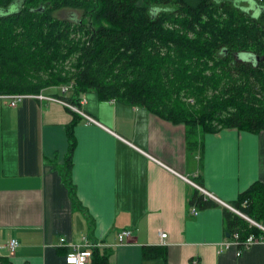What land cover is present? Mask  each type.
<instances>
[{"label": "crops", "instance_id": "1", "mask_svg": "<svg viewBox=\"0 0 264 264\" xmlns=\"http://www.w3.org/2000/svg\"><path fill=\"white\" fill-rule=\"evenodd\" d=\"M42 93L59 95L54 87ZM78 95L97 122L78 117L72 128L69 181L78 206L63 180L73 113L33 98L14 106L0 99V246L17 240L13 251L1 249L12 264H72L59 239L81 236L100 241L107 264H161L143 259L144 247L163 248L166 264H264V240L239 254L234 244L219 251L223 205L190 213L193 187L146 155L229 204L252 182L264 184V129L204 133L188 150L182 124L93 91ZM122 230L129 235L119 240Z\"/></svg>", "mask_w": 264, "mask_h": 264}, {"label": "trees", "instance_id": "2", "mask_svg": "<svg viewBox=\"0 0 264 264\" xmlns=\"http://www.w3.org/2000/svg\"><path fill=\"white\" fill-rule=\"evenodd\" d=\"M247 1L254 13L233 0H0V7L15 6L0 15V94L71 82L66 98L72 102L93 91L182 124L188 150L220 129L258 133L264 129V0ZM62 10L79 15L54 16ZM77 121L73 114L66 126L63 170L76 206L69 169ZM188 204L219 205L194 188ZM229 204L261 224L264 184L252 182ZM222 221L227 238L237 234V248L249 235L264 238L224 206ZM89 257L91 264H107V253L92 249ZM142 258L166 264L163 248L144 247ZM0 264L12 263L0 253Z\"/></svg>", "mask_w": 264, "mask_h": 264}, {"label": "built area", "instance_id": "3", "mask_svg": "<svg viewBox=\"0 0 264 264\" xmlns=\"http://www.w3.org/2000/svg\"><path fill=\"white\" fill-rule=\"evenodd\" d=\"M70 87H71V82L54 86V88H56L59 91V95H54V96L45 95L42 93V90H39L37 93H2L0 94V99L5 101L8 106H14L17 102L21 101L24 98H33L39 102L47 101V102L57 103L63 106L69 112L77 115L80 119L84 120L85 122L97 124V122L93 118H91L82 110L80 106L81 104L84 103V97L82 95H78L77 100L75 102H72L66 98V94L70 89ZM146 155L150 160L166 168L167 170L178 176L180 179L185 181L187 184H189L191 187L196 189L204 197L209 198L215 202H218L219 204L223 205L225 208L229 209L233 213L244 218L247 222L257 227L260 231L264 233V227L261 224L252 221L247 216L242 214L238 209L232 207L230 204L219 200L212 193L206 190L202 185L196 183L193 179L187 178L186 176L179 174L178 172L172 170L171 168L161 163L159 160L155 159L154 157L148 154ZM195 211L196 210L194 207H190V213L193 214L195 213ZM128 235H129L128 230H122L118 232L117 237L119 240H121L122 237H126ZM164 235L165 234L162 232H160L159 234L160 238L164 237ZM263 240L264 238L261 236L253 237L252 235H249L244 239L241 248H237V234H233L231 238L226 237L223 242L219 243L218 250L220 251L222 248H228L231 244H234V246L236 247V251L239 254L243 250H246L250 245ZM59 243L60 245L69 247L71 249V251H69L66 254V260L72 264H85L87 258L90 256V252L92 249L98 250V252L101 254L103 252L102 249L104 248V246L100 244V241L91 240L86 236H81L80 241L78 243H71L63 238L59 239ZM17 245H18L17 240L14 238H10L7 240V242L4 245L0 246V250L5 248L6 250L11 252ZM192 261L193 263L196 262L195 260Z\"/></svg>", "mask_w": 264, "mask_h": 264}, {"label": "rangeland", "instance_id": "4", "mask_svg": "<svg viewBox=\"0 0 264 264\" xmlns=\"http://www.w3.org/2000/svg\"><path fill=\"white\" fill-rule=\"evenodd\" d=\"M233 1L236 2L240 8H243L246 11L252 12V13L255 12V8H254L255 6H252L253 4L249 3L247 0H233ZM14 8H15V6H14ZM78 15H79V11H69V10H62V11L54 13V16H56L58 18H64V17L65 18H72V17L76 18V17H78ZM54 86H58V85H48V86H46L40 90H43L45 88H52ZM0 253L3 254V250H0Z\"/></svg>", "mask_w": 264, "mask_h": 264}, {"label": "flooded vegetation", "instance_id": "5", "mask_svg": "<svg viewBox=\"0 0 264 264\" xmlns=\"http://www.w3.org/2000/svg\"><path fill=\"white\" fill-rule=\"evenodd\" d=\"M13 8H14V3L12 2H10L5 7H0V15L11 13L13 11Z\"/></svg>", "mask_w": 264, "mask_h": 264}, {"label": "water", "instance_id": "6", "mask_svg": "<svg viewBox=\"0 0 264 264\" xmlns=\"http://www.w3.org/2000/svg\"><path fill=\"white\" fill-rule=\"evenodd\" d=\"M263 59H264V57H263ZM225 236H226V237H228V236H229V234H228V233H225Z\"/></svg>", "mask_w": 264, "mask_h": 264}]
</instances>
